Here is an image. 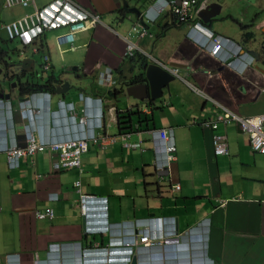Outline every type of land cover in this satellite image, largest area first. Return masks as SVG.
I'll return each mask as SVG.
<instances>
[{"label":"crops","instance_id":"0c3cea01","mask_svg":"<svg viewBox=\"0 0 264 264\" xmlns=\"http://www.w3.org/2000/svg\"><path fill=\"white\" fill-rule=\"evenodd\" d=\"M35 1L41 6L50 0ZM77 1L100 13L109 27L99 24L76 34L77 48L63 53L53 40L54 32H47L43 50L50 54L53 75L58 76L56 70L62 69L61 74L72 75L71 79L61 74L57 78L72 83L64 99L88 112L90 118H103L95 132L100 128L99 133L106 132L111 140L103 149L89 143L87 152L81 155V171L71 167L58 172L53 168L55 155L48 151L20 158L15 169L7 166L4 156L0 157V231L6 234L0 236L3 238L0 264H14L6 260L7 254L28 252L31 248H40L43 256L50 243L69 244L62 248L63 253L73 250L74 242L81 237L84 220L74 187L76 180L80 182L81 193L108 198V220L112 225L110 230L95 235L100 242L107 243L113 237L125 239L137 220L174 218L175 231L185 239L177 249L140 246L139 264H264V153L252 150L249 135L234 120L220 124L218 131L224 135L228 153L215 154L214 133L201 121L213 117L219 107L195 94L181 80L169 84L168 94L164 90L151 104L141 103L139 108H134L139 114H134L129 126L123 124L124 116L133 112L116 103L112 95L119 83L129 78L130 69L140 63L138 56L122 57L124 42L116 31L130 36L140 48L163 63L180 64L181 75L235 113L242 116L264 113L261 8H241L245 0H210L219 2L221 9L209 25L216 33L238 43L239 54L245 56L244 62L238 61V69L233 70L220 65L189 36L191 21L179 23L169 9L155 22H148L146 36L138 37L132 25L139 16L133 10L145 9L150 4L146 0H126L127 10L133 12L125 18L114 10L121 7L119 0ZM259 2L262 4L264 0ZM31 11V6L5 8L0 0V38H7L4 23ZM162 29L165 31L160 35ZM246 31H252L255 38L259 36L260 43L251 40L253 36L245 40ZM243 46L257 50L256 60L244 53ZM35 55L40 58V54ZM74 67L76 70L70 73ZM105 67L111 69L112 75L108 82L101 83ZM94 76L104 87L94 81ZM19 88L5 86L4 91L11 98L10 116L16 141L23 145L25 121L20 115ZM100 96L102 100L98 99ZM58 98L53 95L46 101L43 95L34 94V103L40 104L37 102L42 99L44 105L33 124L34 131L42 138L58 140L75 136L78 121L64 117L62 112L52 113L58 109ZM8 117L7 111L0 112L1 142H9L11 138L2 126ZM157 129L172 134L177 157L170 165L173 176L155 175L154 160L163 155L162 145L155 144ZM36 174L42 178H36ZM176 186L179 190H174ZM52 191L57 192L56 200H48ZM46 207L50 212L47 219L35 218V210ZM202 219L208 220V230L190 234L189 228ZM10 220L15 223L12 227L7 225ZM112 242L118 245L114 239ZM22 264L31 262L22 261Z\"/></svg>","mask_w":264,"mask_h":264},{"label":"clouds","instance_id":"9594fccd","mask_svg":"<svg viewBox=\"0 0 264 264\" xmlns=\"http://www.w3.org/2000/svg\"><path fill=\"white\" fill-rule=\"evenodd\" d=\"M51 1L52 0H50L49 2H47L41 6H39L36 3V1H35V4L38 7H42V6L50 3ZM72 1L81 7H84L86 9H89V10H92L93 12L98 13L97 11L93 10L92 8L82 6L81 4H79V2L77 0H72ZM119 1H121V4H122L121 7H117L114 10L116 12L120 13L119 16L121 18H123V17L125 18L126 16H129V13H132L134 10L133 11L127 10V9H129V6L126 4V0H119ZM197 1L200 2L202 0H197ZM214 2H217V1H214ZM124 3H125V5H124ZM149 3L150 4L143 10L137 8L139 10V13L134 11L139 16V18L132 25V28L135 29L136 31H138V34H137L138 37L139 36L144 37L148 34V31L145 28L148 26L147 25L148 22H151V23L155 22L165 9H169L172 12V14L174 15V13L171 9L170 0H152ZM209 3H211L210 0H206V5ZM217 3H219V2H217ZM3 6H4V4H3ZM16 6H19V5H16ZM220 6H221V4H220ZM12 7H15V6H12ZM12 7H5V8H12ZM21 7H28V6H21ZM166 7H168V8H166ZM203 8H205V7H203ZM203 8H201L200 10H197V8H195L197 11L193 10L190 17L186 21H183V22L181 21V23L191 21V23H188L189 36L201 48H204L205 51L212 58H214L218 63H220V65L228 66V67L232 68L233 70H237L238 68H237L236 63L238 61L243 63L245 60V56L239 54L240 47H239V45H237L238 43L233 42L232 40H229L228 38L224 37L223 35L216 33L212 29V27L209 25L212 22L213 18L207 22H204L202 20V18L199 16V12ZM32 11H33V7H32ZM31 12H29V13H31ZM25 14H27V13H25ZM25 14H23V15H25ZM98 14H99L100 20H101L100 23L96 24L93 27H90V28H87V29L82 30L80 32H77L76 34H79L81 32H85L86 30H89L91 28H95L99 24L106 26V27H109L108 23L105 22V20L101 16V14L100 13H98ZM23 15H21L17 18H20ZM17 18H15V19H17ZM11 21H13V20H11ZM11 21H9V22H11ZM176 21H178L177 18H176ZM9 22H6V23H9ZM6 23L3 24V28H4V25ZM54 30L58 31V33L53 35V40H54L58 50H60V53H63L64 51H68V50L73 51L77 48V46L74 44L76 34H74V39H73L71 44L65 43L64 45L58 47V45L55 41V36L66 30V27H63V26L53 28V29H50L47 31H43L42 32L43 34H40V36L39 37L37 36V37L38 38L46 37L47 32H53ZM162 30H161V32H162ZM4 31H5V29H4ZM114 32L117 35H119L124 42V49H123V53H122L123 58L133 59L138 54L142 55L145 58V62H142L140 60L141 64L155 63L156 65L161 66L163 69L168 71L172 76H174L175 81L181 80L183 83L186 84L188 89L193 91L195 94L201 96L204 100H211V102L213 104H215L217 107H219L218 113L223 111L222 107H225L224 105H222L220 102L216 101L212 97L208 96L204 92V90H202L201 88H198L196 85L191 83L184 75L180 74V67H179L180 64H176V63H172L169 65L165 64L162 61L155 58L154 56H152L150 53H148V52L144 51L142 48H140L138 46V44L130 38V36L119 34L116 31H114ZM5 33H6V31H5ZM252 34L254 35L253 32H252ZM160 35H162V34L160 33ZM6 37H7L6 39L8 41H13V40L18 41V43L20 44V47L19 48L13 47L12 48L13 50L9 53L8 56H6V54L2 50H0V67L3 68V64L9 63L10 61H15V60L18 61V60H22L24 58L33 59L34 60L33 72H31V73L26 72V74L23 76V79L26 81V83H29L31 81V79L34 81H37V80L42 81L44 79H48L49 83L54 87V92H51L50 90L48 91V90L38 89V90L32 91L31 93L29 92L25 96H21L19 94L20 96H18V97L20 98L19 99L20 115H21V118L23 119V121H25L24 138L26 136L25 134H27L31 131L35 135V138L45 142L46 144L48 142L51 143L54 141L64 140V139L54 140V139H50V138H42V137L38 136L37 133L34 131V127H33L34 119L36 116L41 115L43 112L42 110L44 109V105L42 104V99H41V101L37 102L40 104L34 103V101H33L34 94L43 95L46 101H50L51 97H53V95H58L59 98L56 100L57 105H58V109L52 111V113L62 112L64 117L67 116L68 118L73 119L74 122H76V120L78 121L77 126H76L77 130L75 132V136L72 138H65V139L83 138V139H86L88 141V147H89V143L96 144L92 140H89V137H91V136L95 137L99 134H107L106 132L99 133L100 128L97 132H95L98 129V125L100 126L102 123V121L100 122L101 118L100 119L90 118L88 112L83 111L82 109L80 110L78 108V106L75 105L73 102H67V100L64 99L65 94L68 92L67 90H69L72 87V83L69 82L67 79L58 80L57 78L59 77V75L58 76L53 75V73H52L53 65H52L50 54L43 50V48L45 46H43L42 48H39V45H38L39 50L37 52L31 51V46L34 45L33 43L35 41V38H37V37H34V39L32 40V42L29 45H24L22 43V41L18 38L9 39L7 36V33H6ZM202 37H203V40L201 41ZM215 37L219 38V41H218L219 46L217 48H215V44H214ZM125 38H127L128 40L133 42L136 46V49L134 50V53L132 56H128L127 54H125V50H126ZM257 38H259V36H257ZM257 38H255L253 36L251 38V40L257 39ZM244 39H245V37H244ZM257 40L259 42V39H257ZM70 45H72V47H74V49H70L69 48ZM242 49H244L245 54H247L251 58H255V60H256V57L259 56V54L257 53V50H254L253 48H246L245 46H243ZM246 49H248V50H246ZM250 51H254V52L250 53ZM14 53H16V55ZM11 54H13L15 57H13ZM35 54H41V56H42V61L39 64L37 63V60L33 57ZM43 55L48 56V63H44ZM17 58H20V59H17ZM251 58H250V64L253 61V59H251ZM46 64H47V68H45ZM38 65L42 69L40 76H39V73H37V71H36V67ZM99 65L100 64H97V67H99ZM49 72H50V75H49ZM69 72L73 73V70L70 69ZM102 73L104 75V78L100 79V82L101 83L108 82L111 75H112L111 69L109 67H105L102 70ZM34 74L36 76L35 79H33ZM59 78H61V77H59ZM94 81L97 82L100 86L104 87V85H102L96 79L95 76H94ZM66 82H67V84H66ZM26 83H19L16 87H20L21 85L26 84ZM65 86H66L65 91L58 92V90H62V88H65ZM13 88H15V87H13ZM81 92H85V91L82 90ZM4 93H5V91H4ZM163 94H164V92H163ZM26 96H28V97H26ZM82 96L83 95L80 94V98L84 99V97H82ZM102 97L103 96H100V97H98V99L102 100L103 99ZM10 100H11L10 95L8 98H4V97L0 98V112L3 110L4 112L7 111L9 114V117L6 118V121H5V123L2 124V126L4 129H6V132H9L11 134V138L9 139V142H7L6 140H5V142L0 141V157L3 155L6 156L5 151L2 148H8V147H10L12 145H16V144L20 145L16 141L14 129L12 128L13 123H12L10 113L13 114V108L11 107ZM225 108H227V107H225ZM227 109H229V108H227ZM102 112L104 113V111H102ZM218 113H216L213 117H209L206 119L214 118ZM82 117L85 118L84 122L80 121V118H82ZM206 119H204V120H206ZM101 120H103V118ZM204 120L201 121V124ZM219 125L220 124H218L217 129L219 128ZM207 128H210V127H207ZM210 129L212 131L217 130V129H212V128H210ZM159 130H166V129H159ZM157 131H158V129L154 131V138H156L155 132H157ZM79 133H81V136H79ZM169 133L171 134V132H168V134ZM156 143H160L162 145V154L163 155L161 157L157 156V158L154 160L155 175L158 177L159 174L164 173L167 176H173V172L170 170V165H171V163L176 162V160L171 161V160L167 159V153H165L163 150V143L159 142L158 139H157V141H155V144ZM46 148L50 151L51 156L56 155L55 152L50 149V144H48ZM175 152H176V150H175ZM38 153H41V151H38L32 155H22V156L18 157V159L15 161V164H10L8 161L7 162L9 163L10 167H17L20 158L33 157ZM176 159H177V157H176ZM55 163H56V159L54 156L53 168L55 170H57L58 172L61 171L62 169H67V168H71V167H75L79 171H81V165L80 166H68V167L67 166H65V167L58 166L57 167L55 165ZM80 164H81V156H80ZM36 178H42V175L36 174ZM77 181L79 182V180L74 181V187H75L76 192L78 193L79 204H80V200H81L80 195L83 193H81V190L79 189L80 184H79V186L75 185V182H77ZM174 190H179V188H177V186H176ZM51 194L52 195H50L48 197V200L49 199L50 200H56L58 198L57 192L52 191ZM86 195H88V198L86 200L88 210H86L84 212H82V210H81V214H82L83 219H84L83 220V231L81 232V237L77 241L74 242L72 251L67 252V253L62 252V248L67 247L69 244L50 243L47 245L46 250L43 251V253H45V254H43V256L41 255V253L34 255V254H28L26 252H18V253L7 254L5 256L6 260L8 262L14 263V264H22V261L23 262H31V264H130L131 261L134 259L136 261V263L139 264L138 263L137 250L140 246L150 247L151 249L162 247V246L163 247L166 246V248H176L177 249V245L181 244V242H182L181 240L185 239L184 235H181L175 231L174 222H173L174 218L172 216H169L166 218L153 217V218L137 220V222L135 223L134 230H132L131 234L128 235L125 239L113 237V238H109L107 243L100 242V241L95 239V235L98 233L102 234V232L104 230H110V227L112 225L108 220V198H107V196H96V195H91V194H86ZM47 208L48 207L35 210V216H37V219H47L46 218L47 215H50V212L48 211L49 208L48 209ZM128 222H126V224ZM208 223L209 222L206 219L200 220L196 226L189 228L190 234L193 231L198 232L201 229L207 231L208 230ZM141 236H146L147 240L142 241ZM86 237H87V241H86ZM112 239H114V242H116L118 245H115L112 242ZM63 254H67L65 258H63V256H62ZM26 258H28V260H26Z\"/></svg>","mask_w":264,"mask_h":264},{"label":"built area","instance_id":"2783aa9c","mask_svg":"<svg viewBox=\"0 0 264 264\" xmlns=\"http://www.w3.org/2000/svg\"><path fill=\"white\" fill-rule=\"evenodd\" d=\"M3 4L5 7L16 5L33 7L31 13H27L4 25L8 38H18L24 45H29L34 37H39L40 34H43V31L60 26L66 27V30L55 36L58 47L65 43L71 44L74 39V34L101 22L98 13L81 7L72 0H52L42 7H38L35 4V0H3ZM170 5L177 20L183 22L190 17L193 10L197 11L205 7L206 0L200 2L197 0H170ZM125 41V54L132 56L136 46L127 38H125ZM218 41L219 38L215 37V48L219 46ZM33 44L31 51L37 52L39 50L38 46L35 43ZM69 48L74 49L72 45ZM43 60L44 63H48V56L43 55ZM45 68H47V64ZM222 109V112L218 113L214 118L204 120L202 124L206 127L217 129L218 124H227L229 121L234 120L237 122L239 129L249 135V143L252 150L264 153V113L242 116L225 107H222ZM80 121L84 122L85 118H80ZM213 133V152L215 154H226L227 144L224 135L218 129L214 130ZM25 135L23 145L16 144L8 148H2L10 164H15L18 157L35 154L38 151L44 150L50 144V149L56 154L55 165L57 167L80 166V156L88 150V141L83 138L64 139L46 144L35 138V135L31 131ZM155 137L159 142L163 143V150L167 153V159L171 161L176 160V147L172 135L170 133L168 134L166 130H158L155 132ZM89 140H92L103 149L111 140V137L108 134H99L95 137H89ZM79 184L78 181L75 182V185L79 186ZM80 196L81 200L79 205L82 212H84L88 210L86 202L88 195L81 194ZM141 240L146 241L147 237L141 236Z\"/></svg>","mask_w":264,"mask_h":264},{"label":"water","instance_id":"95a60500","mask_svg":"<svg viewBox=\"0 0 264 264\" xmlns=\"http://www.w3.org/2000/svg\"><path fill=\"white\" fill-rule=\"evenodd\" d=\"M220 9L221 6L219 3L211 2L199 12V16L204 22H207L214 18L219 13ZM134 11L139 13L137 8H135ZM252 52L254 51H250V53ZM33 67L34 60L30 58L4 63L3 68L0 67V98L9 97L8 93H4L5 86L16 87L19 83H26L23 76L26 72H33ZM72 70L75 71L76 68L74 67ZM2 71L3 74H1ZM133 81H138V83L132 84ZM174 81V76L155 63H139L137 67L130 69L129 78L120 82L116 93L113 92L116 103L120 102L126 110L133 112V114L127 113L124 116V122H126L128 126L129 124L132 125V117L135 116L134 114H139V111L133 109L139 108L141 103L151 104L154 100L163 95L164 90L168 94L170 92L169 84ZM65 90L66 86L62 88V90H58V92H63ZM136 92H140V94L137 95ZM138 122L142 123L140 120ZM130 264L137 263L133 259Z\"/></svg>","mask_w":264,"mask_h":264},{"label":"trees","instance_id":"16d2710c","mask_svg":"<svg viewBox=\"0 0 264 264\" xmlns=\"http://www.w3.org/2000/svg\"><path fill=\"white\" fill-rule=\"evenodd\" d=\"M146 1L149 3V2H151L152 0H146ZM164 31H165V29L162 30L161 34H163ZM53 32H54V33H53ZM53 32H52L53 35L56 34V33H58L57 30H54ZM159 34H160V33H159ZM252 36H253V34H252L251 31H246V32L244 33V37H245V39H248V38H250V37H252ZM1 41H4V40L1 39ZM44 41H45V37H40V38L35 39L34 43H35L37 46L39 45V48H42L43 46H45ZM0 50H2V51L6 54V56H8L9 53H10L13 49H12V48H5L4 46H1V45H0ZM35 56H36V55H34V57H35ZM137 56L139 57V59H140L142 62H145V58H144L142 55L138 54ZM40 61H42V56H41V54H40ZM38 89H41V90H48V91L50 90L51 92H54V87L49 83V80H48V79H45V80H42V81H40V80L34 81V80L31 79V81H30L29 83H26V84H23V85L20 86V88H19V93H21V94H20L21 96H25V95H27L29 92L31 93L32 91H34V90H38ZM123 122H124V121H123ZM250 147H251V146H250ZM44 151H48V152L50 153V151H49L47 148H45L44 150H42L41 153L44 152ZM227 153H228V149H227ZM227 153H226V154H227ZM3 156H4V158H5V161H6L7 166H8L10 169H15L16 167H10V166H9V163H8L7 160H6V156H5V155H3ZM171 189H172V188H171Z\"/></svg>","mask_w":264,"mask_h":264},{"label":"rangeland","instance_id":"374dc122","mask_svg":"<svg viewBox=\"0 0 264 264\" xmlns=\"http://www.w3.org/2000/svg\"><path fill=\"white\" fill-rule=\"evenodd\" d=\"M252 2H258V4L257 5H251L252 4ZM13 8V7H12ZM241 8H249L250 10H251V8H261V11H260V13H262L263 12V15H264V2L261 4L260 2H259V0H245L242 4H241ZM245 11H246V9H245ZM122 15V14H121ZM245 25V24H244ZM247 27H250V25L249 26H247ZM247 27H245V28H247ZM0 32L2 33V29L0 30ZM3 37V36H2ZM5 38V37H4ZM1 39L2 38H0V45L1 46H4L5 48H13V47H18V42H16V41H8L6 38L5 39H3L4 41H1ZM15 55H16V53H14ZM13 57H15L13 54H11ZM35 59H37L38 60V64L41 62L40 61V58H38L37 56H35L34 57ZM17 59H20V58H17ZM57 69V68H56ZM41 67L38 65L37 67H36V71H37V73H39V76H40V73H41ZM61 71H64V69H62V70H56V75H60L61 74ZM63 77H65V78H72V75L70 74V75H65V74H61ZM36 78V76H35V74H34V77H33V79H35ZM35 218H37V216H35ZM14 224L15 223H13V220H10L9 222H8V226L9 227H12V226H14ZM0 236H2V237H5L6 236V234L4 233V232H1L0 231ZM2 237H0V242H2ZM28 252H26V253H28V254H34V255H37L38 253H41L42 252V250L40 249V248H35V249H33V248H31V249H29V250H27Z\"/></svg>","mask_w":264,"mask_h":264}]
</instances>
